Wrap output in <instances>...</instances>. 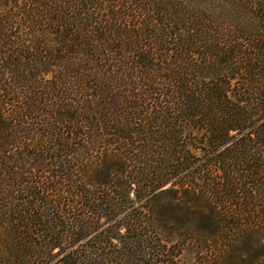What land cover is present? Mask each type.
<instances>
[{
  "label": "trees",
  "instance_id": "16d2710c",
  "mask_svg": "<svg viewBox=\"0 0 264 264\" xmlns=\"http://www.w3.org/2000/svg\"><path fill=\"white\" fill-rule=\"evenodd\" d=\"M0 264H264V0H0Z\"/></svg>",
  "mask_w": 264,
  "mask_h": 264
}]
</instances>
